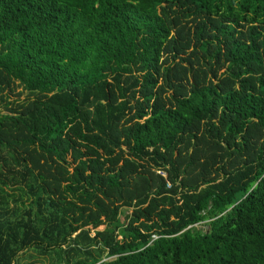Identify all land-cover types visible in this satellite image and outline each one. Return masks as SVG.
Here are the masks:
<instances>
[{"label":"trees","instance_id":"16d2710c","mask_svg":"<svg viewBox=\"0 0 264 264\" xmlns=\"http://www.w3.org/2000/svg\"><path fill=\"white\" fill-rule=\"evenodd\" d=\"M27 257L264 264V0H0V264Z\"/></svg>","mask_w":264,"mask_h":264},{"label":"rangeland","instance_id":"374dc122","mask_svg":"<svg viewBox=\"0 0 264 264\" xmlns=\"http://www.w3.org/2000/svg\"><path fill=\"white\" fill-rule=\"evenodd\" d=\"M76 29H79L81 32H83L85 30V27L83 25V22H81V24H79ZM133 213V210H126V216L127 215H131ZM200 226L202 227V229L206 230L208 229V225H206V223H202L200 224ZM29 255H31V258L34 259L35 256H36V253L34 251H31L29 253ZM21 259V258H20ZM30 263V259L27 257V258H24L22 259V264H29Z\"/></svg>","mask_w":264,"mask_h":264},{"label":"built area","instance_id":"2783aa9c","mask_svg":"<svg viewBox=\"0 0 264 264\" xmlns=\"http://www.w3.org/2000/svg\"><path fill=\"white\" fill-rule=\"evenodd\" d=\"M159 175L166 177V174L164 172H159Z\"/></svg>","mask_w":264,"mask_h":264}]
</instances>
